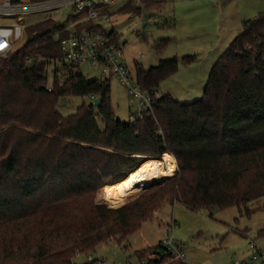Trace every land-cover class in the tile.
Listing matches in <instances>:
<instances>
[{"label":"trees","instance_id":"trees-1","mask_svg":"<svg viewBox=\"0 0 264 264\" xmlns=\"http://www.w3.org/2000/svg\"><path fill=\"white\" fill-rule=\"evenodd\" d=\"M142 4L149 13L164 6ZM24 34L21 47L0 60V227L10 224L15 232L3 237L4 264H73L76 253L100 243H124L164 201L194 213L264 199V13L241 22L212 65L201 98L190 104L158 95L160 83L177 72L176 58L149 69L135 65L133 82L152 109L133 122L115 119L108 80L87 81L77 69L60 78L52 71L47 91L46 69L61 58L64 24L45 19ZM166 44L158 42L156 51ZM90 97L93 102L71 116L57 112L63 98ZM139 157L175 160L177 168L122 207L125 202L106 201L117 209L95 202L101 187L111 201L109 186L133 172ZM257 237L264 238V228ZM147 256L154 264L170 259L158 246L135 253L138 260Z\"/></svg>","mask_w":264,"mask_h":264},{"label":"rangeland","instance_id":"rangeland-1","mask_svg":"<svg viewBox=\"0 0 264 264\" xmlns=\"http://www.w3.org/2000/svg\"><path fill=\"white\" fill-rule=\"evenodd\" d=\"M156 1L163 2V8L146 14L147 17H155V21L148 23L137 37L133 35L136 32L137 21L127 19V16L118 19L113 18L112 25L108 29L113 27L120 40L126 43L123 50V63L131 77L135 65L149 69L156 66L159 60L176 58L178 61L177 72L160 83L158 94H167L182 105L190 104L201 98L212 65L241 29L240 25L236 26L232 15L240 8V4L241 10L245 9L246 6L244 3L239 2V4L233 0L230 1V6L223 5L222 7H218L219 0L206 2L201 0ZM250 1L264 2V0ZM248 7L251 8L250 5H247ZM45 19H54L64 24L68 32L73 30L75 23H79V17H75V14L69 12L67 8L31 15L26 19H21V21H19L20 18H1L0 22L5 24L21 23L25 28ZM84 28L85 26L78 28L77 32ZM24 40L25 34L23 33V40L13 51L19 49ZM161 41H167V44L163 50L157 52L155 46ZM186 56L193 57L194 62L188 65L184 64L182 59ZM197 65H201V67H197ZM78 71L87 81L100 79L104 73L103 67L92 68L88 64H81ZM196 74H199L197 80H200L197 83H190ZM46 76L48 84H51L50 71H47ZM108 81L113 115L120 122H128L130 117L134 115L135 108H129L130 99L125 88L114 78ZM195 92H197L196 97L192 99ZM89 103L88 98H63L58 102L57 112L62 117H68L73 115L76 108L81 104L88 105ZM148 159L151 158L139 160L138 163ZM173 163L175 173L177 168L175 160ZM108 185L110 184L104 186L108 188ZM112 186H109L108 189L111 201L105 198L103 191L101 195V187L95 195V202H105L108 208L117 209L135 200L146 188L136 189L127 194L126 199L124 197L123 200L115 201L111 197L114 195L111 191ZM134 194L136 195L133 196ZM106 201L125 203L119 207H113ZM172 221L177 226L173 232V237L183 245L185 260L175 262L166 259L163 264H230L236 260L242 262L251 256L249 250L251 242L257 246L264 245V238L257 237V232L264 228L263 198L250 202L245 207H232L212 212L201 210L194 213L187 211L179 203L173 202L171 204L164 201L153 217L143 223L137 232L128 236L124 243L121 245H117L113 241L100 243L90 253L83 255L76 253L73 264H83L87 256L104 260L109 264H138L139 261L135 257V253L157 247L158 242L166 237V228ZM6 236L12 238L15 236L14 229L11 228L10 224H3L0 227V264H4L6 240L4 242L3 237Z\"/></svg>","mask_w":264,"mask_h":264},{"label":"built area","instance_id":"built-area-1","mask_svg":"<svg viewBox=\"0 0 264 264\" xmlns=\"http://www.w3.org/2000/svg\"><path fill=\"white\" fill-rule=\"evenodd\" d=\"M69 9V12L79 17V23H75L73 30L60 41L61 58L51 61L45 73V87L50 91L51 85L47 81V71L57 72V77L78 70L81 64H88L92 68L103 67L104 73L100 80L104 82L116 79L125 88L130 99L129 108H135V113L130 117L133 122L144 113H150L152 101L133 82L125 64L123 63V50L126 43L111 29L113 18L127 16V19H135L137 37L148 23L155 21V17H147L142 0H46L42 2H28L22 0H0L1 18L26 19L31 15L42 14L60 9ZM18 21V22H19ZM86 23V27L77 32L75 27ZM24 26L21 23L5 24L0 22V60L8 56L14 48L23 40ZM264 63V56L262 57ZM93 102V98H89ZM174 221L166 228V237L158 242V247L175 262L185 260L183 245L173 238L176 229ZM251 256L242 262L236 260L230 264H264V249L249 244ZM155 261V260H154ZM83 264H109L104 260L93 259L87 256ZM138 264H154L149 258H142Z\"/></svg>","mask_w":264,"mask_h":264},{"label":"bare ground","instance_id":"bare-ground-1","mask_svg":"<svg viewBox=\"0 0 264 264\" xmlns=\"http://www.w3.org/2000/svg\"><path fill=\"white\" fill-rule=\"evenodd\" d=\"M173 162L148 159L142 162L133 172L111 187L114 197L123 198L136 189L147 187L153 182H160L174 174ZM155 182V183H156Z\"/></svg>","mask_w":264,"mask_h":264},{"label":"crops","instance_id":"crops-1","mask_svg":"<svg viewBox=\"0 0 264 264\" xmlns=\"http://www.w3.org/2000/svg\"><path fill=\"white\" fill-rule=\"evenodd\" d=\"M153 1H155V2H160V1H156V0H153ZM192 1H194V0H192ZM202 2H206V1H208V0H201ZM230 1L231 0H219V3H218V7H222L223 5H228V6H230ZM233 1H235V2H237V3H239V2H241V3H244L245 4V6H246V8L245 9H242L241 10V4H240V8L239 9H237L236 11H235V13L232 15L233 17H234V22L236 23V26H241V22L242 21H244V20H247V19H252V18H255L256 16H258V15H260V14H262V13H264V2L263 3H261V2H254V1H250V0H233ZM160 3H163V2H160ZM232 3V2H231ZM258 3V4H257ZM164 4V3H163ZM247 5L249 6L250 5V7L251 8H247ZM111 30H113L114 31V28L112 27V29ZM115 32V31H114ZM222 54V53H221ZM219 58V57H218ZM217 58V59H218ZM215 63V62H214ZM197 67H201V65H197ZM199 71H201V70H199ZM199 77V74H196V76L195 77H193L191 80H190V83L191 82H194V83H197V81H199V80H197V78ZM201 77V76H200ZM200 87V86H199ZM196 93L197 92H195L193 95L194 96H192V99H194L195 97H196ZM159 96H161L162 94H158ZM167 95V94H166ZM187 96H189V94H187ZM143 225V224H142ZM141 225V226H142ZM141 226H140V228H141ZM139 228V229H140ZM174 238V237H173ZM177 241V240H176ZM177 242H180V241H177ZM181 243V242H180ZM255 245V244H254ZM256 247H258V248H260V249H264V245L263 246H257V245H255ZM250 250V249H249ZM141 251H145V250H141ZM144 258H149V259H151V258H153V257H150V256H147V257H144ZM138 259V258H137ZM139 261V260H138ZM153 261H154V259H153ZM155 262V261H154Z\"/></svg>","mask_w":264,"mask_h":264},{"label":"water","instance_id":"water-1","mask_svg":"<svg viewBox=\"0 0 264 264\" xmlns=\"http://www.w3.org/2000/svg\"><path fill=\"white\" fill-rule=\"evenodd\" d=\"M94 106H98V102H97V101L94 102ZM140 159H145V158H140ZM164 181H165V180L160 181V182H156V183H154V184H152V185H160V184H162ZM150 186H151V185H150Z\"/></svg>","mask_w":264,"mask_h":264}]
</instances>
